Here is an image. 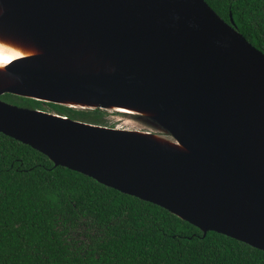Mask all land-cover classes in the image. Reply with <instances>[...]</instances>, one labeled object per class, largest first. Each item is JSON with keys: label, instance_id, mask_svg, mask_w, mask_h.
Wrapping results in <instances>:
<instances>
[{"label": "water", "instance_id": "water-1", "mask_svg": "<svg viewBox=\"0 0 264 264\" xmlns=\"http://www.w3.org/2000/svg\"><path fill=\"white\" fill-rule=\"evenodd\" d=\"M0 7L2 25L31 37L43 48L33 56L55 66L22 59L8 69L14 76L0 74L1 133L204 233L264 252V53L231 14L225 21L205 0H0ZM5 93L76 109L154 108L164 134L157 133L184 151L12 104Z\"/></svg>", "mask_w": 264, "mask_h": 264}, {"label": "trees", "instance_id": "trees-1", "mask_svg": "<svg viewBox=\"0 0 264 264\" xmlns=\"http://www.w3.org/2000/svg\"><path fill=\"white\" fill-rule=\"evenodd\" d=\"M205 1L225 21L231 14L237 30L264 53V0ZM1 99L66 116L76 110L10 93ZM80 228L85 238L74 237ZM0 264H264V252L204 233L0 132Z\"/></svg>", "mask_w": 264, "mask_h": 264}, {"label": "bare ground", "instance_id": "bare-ground-1", "mask_svg": "<svg viewBox=\"0 0 264 264\" xmlns=\"http://www.w3.org/2000/svg\"><path fill=\"white\" fill-rule=\"evenodd\" d=\"M0 11H1V7H0ZM0 36H2L6 40L14 42L27 49L33 50L35 53H38V51H43V48L38 43H36L31 37L19 32L15 28L4 27V25H2L1 16H0ZM86 53L89 54V51H86ZM51 58L55 59L53 57ZM28 59L29 60L26 62L34 63L36 65L55 67L54 65H50L45 59L39 58V56H32L31 58H28ZM92 61L99 62L101 60H92ZM102 61H105V60L102 59ZM99 63H102V62H99ZM111 68L112 67H110V69ZM7 78L9 79V77ZM62 102H65L66 104H70V105L74 104L78 108L80 107L86 108L87 106L85 105L89 104V103H83L81 101H76L73 99H65ZM114 107L118 109H122V112H125V114H129L133 116H136L135 114H138L139 116H142V117L153 118L152 121H148L149 123L152 124L153 127L159 128L158 123L162 125L160 120L156 117V114L158 112L154 108L140 107V106L131 105V104H113L110 106V108H114ZM118 129H120L123 133H127L135 137H139L143 141L145 140L147 143L167 147V148L177 150V151H184L183 148L177 142L169 138H163L155 131H149V130H144V129H132V128H118Z\"/></svg>", "mask_w": 264, "mask_h": 264}, {"label": "rangeland", "instance_id": "rangeland-1", "mask_svg": "<svg viewBox=\"0 0 264 264\" xmlns=\"http://www.w3.org/2000/svg\"><path fill=\"white\" fill-rule=\"evenodd\" d=\"M48 112L59 113L58 111L50 108L49 106L42 105ZM38 109V108H35ZM83 110V111H76ZM74 111H65L68 117L76 120H81L89 123H95L99 125L114 127V128H132V129H144L149 131H155L160 134H164L161 128L153 127L147 119L137 116L129 115L120 112V114L113 113L112 111H106L103 115H97L87 109H76ZM61 114V113H60ZM74 237L85 238V229L80 228L77 233H74Z\"/></svg>", "mask_w": 264, "mask_h": 264}, {"label": "clouds", "instance_id": "clouds-1", "mask_svg": "<svg viewBox=\"0 0 264 264\" xmlns=\"http://www.w3.org/2000/svg\"><path fill=\"white\" fill-rule=\"evenodd\" d=\"M35 55L33 50L27 49L0 36V74L14 76L8 69L22 59H28Z\"/></svg>", "mask_w": 264, "mask_h": 264}]
</instances>
